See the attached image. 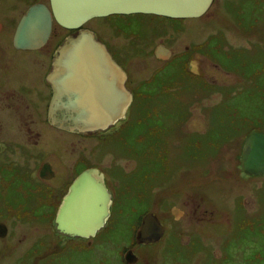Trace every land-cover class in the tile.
<instances>
[{
  "label": "rangeland",
  "instance_id": "rangeland-1",
  "mask_svg": "<svg viewBox=\"0 0 264 264\" xmlns=\"http://www.w3.org/2000/svg\"><path fill=\"white\" fill-rule=\"evenodd\" d=\"M114 15L85 26L128 60L127 117L103 132L44 130L41 122L42 137L0 136V264H126L128 248L138 264H264V176L241 167L247 133L264 129V0H214L192 18ZM124 16L142 26L122 34ZM54 32L69 30L55 24ZM161 42L174 54L166 62L154 54ZM48 160L51 179L39 175ZM90 165L116 188L115 214L92 248L59 232L54 212L63 183ZM21 199L37 210L19 212ZM148 211L165 234L139 245L134 235ZM241 217L263 222L238 226Z\"/></svg>",
  "mask_w": 264,
  "mask_h": 264
},
{
  "label": "water",
  "instance_id": "water-1",
  "mask_svg": "<svg viewBox=\"0 0 264 264\" xmlns=\"http://www.w3.org/2000/svg\"><path fill=\"white\" fill-rule=\"evenodd\" d=\"M214 0H50V8L33 3L16 27L14 43L19 48L43 46L54 23L74 32L66 35L53 53L47 80L52 86L48 107L50 123L69 132L106 131L127 117L133 92L127 86V73L115 60L96 32L85 26L95 17L114 14L147 13L171 18H192L203 15ZM154 54L168 59L172 52L159 43ZM241 167L249 175L264 176V129L247 133L241 150ZM45 163L40 176L53 173ZM229 177L231 171L224 170ZM112 203L104 174L97 167L81 171L64 194L56 215V229L70 237L90 238L103 228ZM178 217L182 210L173 207ZM7 225L0 222V236ZM164 225L152 211L146 212L135 235L137 243H154L162 238ZM128 264H136L138 255L131 249L123 254Z\"/></svg>",
  "mask_w": 264,
  "mask_h": 264
},
{
  "label": "flooded vegetation",
  "instance_id": "flooded-vegetation-1",
  "mask_svg": "<svg viewBox=\"0 0 264 264\" xmlns=\"http://www.w3.org/2000/svg\"><path fill=\"white\" fill-rule=\"evenodd\" d=\"M35 2H42L50 8V0H0V136L7 135L8 137H18V136L42 137L43 135L41 131L35 129L40 126L41 122L43 123L44 130L46 129L49 130L52 129L53 127L57 130L67 132L66 130L59 129L53 126L48 119V107L52 97V86L50 82L47 80V74L51 68L54 50L60 44V42L65 38L66 35L70 34L71 32H74L75 30L68 29L69 30L68 33L58 36L59 32H54L55 24L57 23H54L53 30L47 42L43 46L39 48L17 47L14 43V35H15L16 27L20 23L27 9ZM20 4L21 7H16L17 5ZM114 16H122V15H114ZM120 21L121 20H119L117 24H119L118 29L121 30L120 32L122 34H127V29L131 30L133 27L139 28L140 26H142V22L136 24L135 22L130 21V18L127 17H125L124 22H120ZM60 28L66 29L61 26ZM55 35L59 37L58 38L59 40L57 43L49 47L48 45L51 43L52 38H54ZM99 38L106 44L111 54L115 58V60L125 69L127 73V85H129L130 72L127 68L128 60L122 59L117 54V52L112 48V46L107 40L101 38V36H99ZM163 44L167 47L165 43ZM46 46H48V48L46 50H43V48ZM173 56L174 54H171V56L168 59L159 58V60L166 62L169 59H171ZM133 100H134V95H133ZM47 126L48 128H46ZM76 160H78V157ZM45 163H49L51 167V171H53L50 172L53 173V175L49 179L55 177L57 175V171L54 170L53 163L49 160L42 162V165L40 166V170ZM76 163H79V160L76 161L75 164ZM88 167H97V166L90 165L82 169L81 168L76 169L75 171L76 173L74 174L73 179L68 183H63L64 186L65 184L66 186L65 188L64 187L62 188L63 194L61 195L58 205L54 207L55 215L58 206L64 194L67 192L71 182L81 171H83ZM97 168L101 171L99 167ZM103 174H104L106 186L111 193L112 203L110 206L109 218L105 226L101 228V230L107 229L109 227L110 219L113 218L115 214V191H116V188L114 189L111 182L109 181L108 174H106L105 172H103ZM48 204H50V207L52 209L53 203L48 201ZM164 232H165V225H164ZM75 239L77 240L78 243H80V244L76 243L80 247L92 248L95 245L94 236L90 238H75ZM134 239H135V235H134ZM68 244H69L68 241L64 242V245L59 249L61 250L64 249L65 247L68 246ZM139 245H148V244L139 243ZM139 260L140 259L138 258L136 264L140 262ZM124 262L126 261L124 260ZM126 264L128 263L126 262Z\"/></svg>",
  "mask_w": 264,
  "mask_h": 264
},
{
  "label": "trees",
  "instance_id": "trees-1",
  "mask_svg": "<svg viewBox=\"0 0 264 264\" xmlns=\"http://www.w3.org/2000/svg\"><path fill=\"white\" fill-rule=\"evenodd\" d=\"M251 130H254V129H250L249 131H251ZM20 208V209H19ZM18 210H19V212H31V213H34L37 209L35 208V207H33V206H27V205H25L24 204V199H21L20 201H18ZM250 221H254V223L253 224H247L246 222H245V218L244 217H241V218H239V220L237 219V222H238V226H239V224H245V225H247V226H252V225H254V224H256L257 222L259 223V224H261L262 222H263V218H262V221L261 220H259L258 218L257 219H251ZM234 233V232H233ZM67 237H70V236H68V235H66ZM70 238H73V237H70ZM233 238H234V240L235 241H237V245H241V246H244V245H242V244H238V239H237V237L234 235L233 236ZM75 239V238H74ZM233 242V240H231V243ZM249 242H251L250 240H249ZM230 243H227V245H229ZM231 245H233V244H231ZM233 246H236V245H233ZM237 247V246H236ZM193 249L194 250H196V249H198V247L195 245V243H194V247H193Z\"/></svg>",
  "mask_w": 264,
  "mask_h": 264
}]
</instances>
